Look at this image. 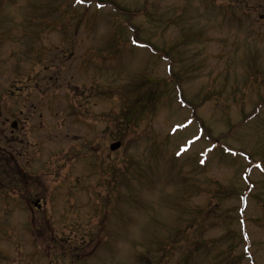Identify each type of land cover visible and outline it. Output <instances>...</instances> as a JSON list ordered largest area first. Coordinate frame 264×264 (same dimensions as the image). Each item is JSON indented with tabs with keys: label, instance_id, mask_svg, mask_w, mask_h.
<instances>
[{
	"label": "rangeland",
	"instance_id": "obj_1",
	"mask_svg": "<svg viewBox=\"0 0 264 264\" xmlns=\"http://www.w3.org/2000/svg\"><path fill=\"white\" fill-rule=\"evenodd\" d=\"M15 120L0 264H264V0H0Z\"/></svg>",
	"mask_w": 264,
	"mask_h": 264
},
{
	"label": "trees",
	"instance_id": "obj_2",
	"mask_svg": "<svg viewBox=\"0 0 264 264\" xmlns=\"http://www.w3.org/2000/svg\"><path fill=\"white\" fill-rule=\"evenodd\" d=\"M138 89V86H136ZM154 90V88H152ZM139 91V90H138ZM136 91V92H138ZM143 93V92H142ZM156 94H157V91L154 90V92H147V94L143 93V94H138V98H137V101H136V104L139 105V109L136 108V114L134 112V114L132 115L131 119H133L132 121L136 120V124L140 122L141 118H142V113L145 112V111H148V110H152V112H154L156 109L155 105L157 104V98H156ZM216 193H219V195L222 197V194L221 193H225L224 192V188L221 189V187H218L217 190H215ZM235 192V191H234ZM233 192V193H234ZM208 209H200L198 210L196 213H195V209H192L191 212H189L188 215H190V219H188V224H197L199 221L202 222V224L206 223V220L207 218L210 216V214L212 215L214 213V211L217 209V207H215V205H208ZM194 215V217H193ZM201 225V223L199 224ZM201 227V226H200ZM181 232V229L177 230L174 234V237L176 235H178V233ZM215 242V241H214ZM168 244V243H166ZM164 244V246L166 245ZM168 245H171L170 244V241H169V244ZM193 254L195 253V251H193ZM190 255L192 256L191 252H190Z\"/></svg>",
	"mask_w": 264,
	"mask_h": 264
},
{
	"label": "flooded vegetation",
	"instance_id": "obj_3",
	"mask_svg": "<svg viewBox=\"0 0 264 264\" xmlns=\"http://www.w3.org/2000/svg\"><path fill=\"white\" fill-rule=\"evenodd\" d=\"M19 123L17 122V125L12 127L10 125V131H9V137L10 138H5L4 144H5V149L4 151L6 152L5 156L7 157V161H9L11 165V169L18 168L16 175L15 176H20L22 177V174L24 173V146L19 143L18 139L16 140V135H14L16 132L19 131ZM3 153V152H2ZM22 163V164H21ZM12 174V172L10 173ZM16 178V177H15Z\"/></svg>",
	"mask_w": 264,
	"mask_h": 264
},
{
	"label": "water",
	"instance_id": "obj_4",
	"mask_svg": "<svg viewBox=\"0 0 264 264\" xmlns=\"http://www.w3.org/2000/svg\"><path fill=\"white\" fill-rule=\"evenodd\" d=\"M119 143H114V144H112L111 146H110V149L112 150V151H114V150H116V149H118L119 148Z\"/></svg>",
	"mask_w": 264,
	"mask_h": 264
}]
</instances>
